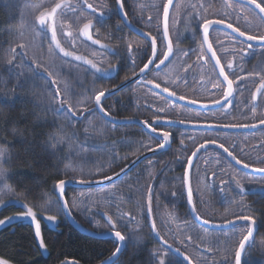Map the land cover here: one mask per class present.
Segmentation results:
<instances>
[{
  "label": "trees",
  "instance_id": "16d2710c",
  "mask_svg": "<svg viewBox=\"0 0 264 264\" xmlns=\"http://www.w3.org/2000/svg\"><path fill=\"white\" fill-rule=\"evenodd\" d=\"M20 20V3L12 4L9 0H2L0 2V149L4 150L11 160L10 166L5 165V168L12 176L7 184L14 196L29 206H37L39 209L37 216L46 249L39 247V239L35 235L33 224L16 222L0 230V258L7 259L10 264H65L67 262L103 264L115 251V242L113 239L100 240L84 235L72 227L59 208L60 203L55 194V185L59 179H71L73 176L91 175L94 177V181H98L104 180L105 175L113 176L119 173L143 153L149 144L148 136L142 133L138 134V129L135 126H115L106 122L96 113L94 104L89 101L92 92L91 84L84 83L85 85H82L73 76H70V82L73 83L74 94L83 95L82 100L86 99L85 102L83 101L86 105H81L85 107L84 112L81 111L83 120H80L82 116L77 115L70 122L50 111L46 113L37 111L34 103L45 104L51 98V92L40 88V80L27 83L23 89L20 87V81L24 79L23 74H30L27 57L21 60L17 56V59L13 61V64L18 65L15 68L7 63L11 49L16 47L18 42L20 43L18 32ZM16 52L20 53L21 49L16 48ZM56 54L60 62L77 68L78 64L75 60L65 58L57 51ZM22 63L26 67H22ZM32 66L34 67V65ZM84 78L90 82L91 76L89 73H85ZM62 79L64 80V78ZM52 86L53 88L57 87L56 85ZM74 94L72 98H76ZM117 98L108 100L104 106L105 109L114 116L127 117L129 106ZM75 101L77 100L74 99L72 102L74 108H79ZM132 106L130 104L131 108ZM90 118L96 120L101 128L100 134H95V137L101 139L99 141L98 138L93 139L92 132L85 131V123ZM49 134L55 135L60 141V147L63 148V151L57 152L55 158L51 157L43 147ZM138 145L140 147H137ZM93 146L99 152H103L102 157L96 155L101 167L95 164L92 159L87 160L84 164L72 165L74 149H83L93 155L94 151L91 150ZM141 147L143 150H140ZM209 150H213L216 156L226 162L228 170L230 169L229 163L237 168L222 151L217 149H208L207 151ZM207 151L198 156L194 164L195 167L198 159ZM256 155L259 156L258 153L255 154V157ZM189 157H191V152L183 153L177 158L173 151H168L144 162L130 175L112 185L116 186L113 204H110L111 200L99 201L93 208V212L90 213L91 217H94L97 225L102 228H109L107 222L101 217L103 213L107 212L109 215H113L114 219L123 212L131 213V216L124 217V220L128 218L130 221L125 220L126 231L128 234H134L137 238L142 237V241L137 245L134 239L127 244L120 257V264H146V261L150 259V253L161 247L162 241L155 237L151 228L152 221L156 219L158 211L165 212L164 217L166 218L164 219L171 220L168 218L174 216L181 225L191 223L198 232L207 235L210 244L204 245L206 249L203 247V252L200 253L204 254V257H201L197 249H191L190 245H172L173 248L178 247L188 257L191 264H222L225 254H230L232 251L236 243L235 233L242 230L239 225L227 230H208L194 221L190 213L185 186L187 166L181 164ZM247 161L252 162L251 159H246ZM151 162L158 164L156 165L157 170L150 176L147 170L140 173L144 166L145 169H148L146 165ZM92 165H95L94 168ZM65 171H68L70 176L65 177ZM192 173L191 188L193 187ZM113 187L109 186L96 191L101 192ZM149 187L151 188L150 213L147 207ZM247 190L238 191L229 203L224 199L226 204L218 203L217 195L214 194L210 209H205L199 204L192 190L193 201L196 203L197 212L202 218L209 219L210 223L223 224L226 219H229L225 218L228 214L222 215L227 211L230 214L243 213L253 216L258 225V232L253 238L255 246L250 251H247L246 248L243 264H264V191H259L255 187ZM88 191L68 189L66 198L72 209V215L86 229L104 233V230L97 229V225H93L89 218L83 217L71 205L72 197L78 192ZM23 211H25L24 208L13 204L8 205L0 210V220H7ZM41 212L44 215H57L58 223L55 228H51L43 222ZM236 215L234 214L231 219H234ZM156 231L159 232L158 229ZM170 255L174 260L184 264L183 257L176 253H170Z\"/></svg>",
  "mask_w": 264,
  "mask_h": 264
},
{
  "label": "snow or ice",
  "instance_id": "6c2138e0",
  "mask_svg": "<svg viewBox=\"0 0 264 264\" xmlns=\"http://www.w3.org/2000/svg\"><path fill=\"white\" fill-rule=\"evenodd\" d=\"M2 2V0H0ZM12 4H19L20 0H9ZM236 3H240L242 7H245L251 14H253L261 23L257 25H245L241 26V20L244 19L239 13L235 11H225L220 15H205L203 12V5L200 6L199 13H192L191 19L192 24L197 29V32L194 35H199L201 37L202 42L207 40L209 30L213 33H224L227 39L234 46V51L231 54L232 59L226 60L225 64L220 63V59L216 57V51H211V55L208 56L209 61L215 60L213 64V68L219 65L218 76H222V80L220 81L221 86V96L223 101H228L230 97L233 96V84L234 82H238L239 80H243V75H237V71L233 68V63H236V69H242L245 58L249 55V53L255 50L264 49V0H235ZM83 3L87 5V8L92 9L93 13L97 12V9L93 7L92 4H88L87 0H83ZM124 3L125 0H116L117 4V12L120 14L128 23L131 25V21L127 20V12L124 11ZM173 0H166V3L161 6L162 12V38L161 44L163 47L160 50L159 56L157 55V37L152 35L151 32H141V34L148 41V48L144 51L142 55V59L146 60V63H143L142 66L137 65L136 61L129 57V63L133 67V74H136V68H139L140 79L144 81L146 84H155L156 88H160V83H156L154 79H149L150 76L156 70H160L162 73L164 69L161 68L162 65L166 68L168 65H165V61H168L169 64L172 63L169 60V57L172 56L173 59H176L177 56L173 55L172 48V40L169 38V6H171ZM225 9H232L231 3L224 4ZM81 10H83V6H81ZM70 11H75V9L67 3V0H52L50 5L43 6V10H39L38 13L34 16L32 21V26L35 30L42 33L46 38L49 39V42H54L55 47L59 49L60 53H63L64 57L73 56V52L66 51L65 48L61 47L60 40L57 39V18L58 16H66ZM110 15V14H109ZM106 14L104 11H100L97 19L98 23H102L106 19ZM151 21L152 17H148ZM93 23L92 19H89L87 23L83 25V33L89 40H92V36L89 34V29L91 28ZM231 30L230 32L228 30ZM50 32V37L48 33ZM23 35V33H21ZM71 35V33H68ZM179 37H177V40ZM94 44H100L99 39L92 40ZM255 42V43H253ZM31 47L30 43H17L16 47L11 49L10 58L7 60L9 65H13V68L18 65L13 64V61L17 59V56L23 60L28 56V49ZM102 47H105L102 45ZM16 48L21 49L20 53L16 52ZM212 49V45L208 44V50ZM109 51H113L111 48ZM128 50H131V46H128ZM183 55H187V52H184ZM238 55V60H237ZM199 58V57H198ZM76 60H81V56H75ZM86 63L90 64L92 68L96 69L97 72H100L101 75L111 76V72L108 69H101L97 67L95 63L91 60H87ZM32 64L35 66L33 67ZM32 64H29L30 74L24 73V79L20 81V87L23 89L25 85L29 82H35L36 80H43L48 84V92H51V98L47 100L45 104H35L34 107L37 111L46 113L52 112L61 118L68 119L70 122L73 118L77 117V113H80V116H83V112L80 111L79 108H74V105L70 102V97L74 94L68 88H61L57 86L55 88L52 85H56L57 81L55 78V73L50 70L49 66H46L42 62H37L35 58H32ZM151 66V69L149 68ZM225 67L229 69V72H225ZM112 71H118V69L113 68ZM20 75L19 73L17 74ZM230 76L232 78H230ZM260 88H264V77H262V82L257 89L259 92ZM163 92H168L169 88L167 84L162 89ZM61 92L64 93L61 96ZM113 93H108V96L111 97ZM170 96H175L177 100H183L184 96H177L176 92H170ZM105 97V90L98 91L94 96V102L96 105V109L103 113L105 117L109 115L108 112H105L104 104L101 102L102 98ZM255 99V97H253ZM264 100V96L261 97ZM221 99H217L215 101L216 104H220L221 108L230 107V104L225 105L222 103ZM189 104H195V100H189ZM93 114H95L93 112ZM159 120V117L156 118ZM143 125L146 126V130L150 129V133H157V127L149 124L148 121H142ZM183 123V121H180ZM261 124H264V120L260 121ZM255 124H209L206 128L202 129L204 132H215L219 129L225 128H235V127H255ZM172 133L170 131H160L156 138V147L155 148H147L148 151H157L159 149H165L166 146H170V137ZM183 143V140H181ZM208 143L215 144L218 149H222L223 153L227 154L228 157L231 158L232 161L237 165H241L244 169H249L251 167V171L255 173L264 174V167H252L249 163L243 162L242 159H238L236 155H233V152L229 150L228 147H225L223 142H217L215 139L208 140L205 143H201L195 147V150L191 152V157L196 156V152H199L200 148H205L207 151L206 145ZM46 152L53 158L57 157L58 151H63V148L60 147V141L57 139L55 135L49 134L46 143L43 145ZM191 157L187 160L181 162L182 166L186 165L187 169H192ZM11 160L7 156V154L0 150V187L6 186L7 181L12 179V176L6 171L5 165L10 166ZM264 164V161L260 162ZM65 177L70 176L68 171L64 172ZM104 179L111 180L112 177L105 175ZM234 179V178H233ZM75 181L79 184H90L94 182V177L83 176V177H75L73 176L71 179H59L55 185V188L58 190V194L60 197L61 203L59 204V208L66 218L72 219V209L69 207L68 199H65V186L66 184L72 183ZM245 181L246 183H254L259 186L261 191H264V175H260L258 177H253L251 179H247V173H245ZM236 186L239 188L240 192L246 191L245 184L240 180L234 181ZM225 183H227L225 181ZM221 191H224L221 188ZM149 196H148V212H151V188H148ZM6 195H11L10 191L6 193ZM175 195V193H173ZM192 188L191 186L187 189V203L190 206V211L192 216L197 220L201 221L203 225H208L210 223L209 219L202 218L201 215L197 212L196 203L193 202L192 199ZM13 203L18 204L21 208H24L25 211L20 213L17 217H9L8 220L12 219H29L34 224L35 235L39 238V247L41 249H46V245L41 236V226L39 220L37 219V211L39 210L37 206H29L24 203L22 200L15 199L12 201ZM3 201L0 199V204ZM36 209V210H34ZM107 217V221L109 224L108 234L113 238V241L116 244L115 251L112 256L109 257L103 264H120L119 256L122 254V249L127 247V244L132 242L134 239L136 240V244L138 245L142 241V237L137 238L134 234H128L127 224L124 220V217L131 216V213L123 212L115 219L113 215H109L107 212L103 213ZM41 218L46 219L48 222L55 224L58 217L57 215L49 214L44 215L41 212ZM135 219V217H133ZM247 221V224L239 225L242 231L235 234L236 243L232 248L230 254H225L222 264H243L242 257L247 251H250L253 246H255V241L253 239V233L256 231V219L251 215H245L243 213L236 215L234 219H226L224 221L227 225H233V228L236 227V221ZM5 224V220H0V226ZM216 226L215 224L213 225ZM151 228L155 233V237L162 241L161 247L150 253V259L146 261V264H181L180 261L174 260L170 253H176L179 256L183 257L184 264H191L188 257L185 256L180 249L173 248L172 245L168 242V240L164 239L163 236L160 235L158 231H156V222L152 221ZM230 231V230H229ZM191 239V237H188ZM166 246V247H165ZM230 255V259H229ZM0 264H10L7 259L0 258Z\"/></svg>",
  "mask_w": 264,
  "mask_h": 264
},
{
  "label": "rangeland",
  "instance_id": "374dc122",
  "mask_svg": "<svg viewBox=\"0 0 264 264\" xmlns=\"http://www.w3.org/2000/svg\"><path fill=\"white\" fill-rule=\"evenodd\" d=\"M71 1L72 7H76L80 0H67ZM132 3V6L139 10L141 8L140 3L142 0H129ZM160 0H145L144 8L148 7V13L151 16H154L155 12L158 10V2ZM59 2V0H57ZM231 3L229 0H179L176 10L174 12L173 20L176 21L177 27H180L182 23V19L184 17H188L191 20L192 13H199L200 6L203 5V12L205 15H220L225 11H235L239 13L244 19L241 20V26L245 25H257L261 22L251 14L245 7L240 5L232 4V9H225V3ZM52 0H39V1H30V0H20V11H21V20L20 26L18 29L20 43H30L31 47L28 49V56L27 59L29 64H32V58L34 57L37 62H42L46 66L50 67V70L53 71L56 75L55 78L57 83L56 86H60L61 88H68L72 93H74L73 83L70 82V76L76 77L78 82L82 85L84 83L91 84V95H90V102L94 103V96L100 90H107L108 84H100L102 80L100 77L93 75L91 72L87 70L70 67L65 65L63 62H60L56 50H55V43L49 42V39L46 38L42 33L35 30L32 26V21L34 16L38 13L39 10H43V6L50 5ZM94 5V4H93ZM87 17V16H85ZM79 21L78 15L74 14L73 11H70L66 16H58L57 18V39L60 40L61 47L65 48L66 51L73 52V56H70L71 59H75V56H81L85 63L87 60H91L93 63L97 65V67L103 69H108L109 72H113L110 68L111 60L107 55L99 50L92 48L90 45L83 43L80 40L78 35L80 26L84 23V19H80ZM193 24L191 22V28L188 30V33L193 34ZM23 33V35H21ZM71 33V35H68ZM50 37V32L48 33ZM215 42L218 45V50L222 56V58L226 60L232 59V53L234 51V46L231 42L227 39V37L216 34ZM138 46V45H137ZM257 55H251L247 59V68H245V64L243 63L242 69H237V75H243L244 79L246 80L245 84V92H248L253 86L257 83L262 81V77H264V49L256 50ZM199 57V58H198ZM202 54H196L193 58V62L195 63L198 61V69L195 73H187V72H176L174 66H172L167 72H164L160 75L158 80L162 85L167 84L168 88L171 90H179L184 86L189 87L193 90L194 97H202V98H215L218 99L221 96V86L220 81L218 80L217 75L215 74L213 68L208 66V68H202L200 65ZM238 59V56H237ZM76 60V59H75ZM34 65V64H32ZM185 65V64H184ZM22 67H26L24 63L21 64ZM35 66V65H34ZM29 67V65H28ZM80 72V73H79ZM89 73L91 77L90 82H87L84 78V74ZM101 75V73L99 72ZM102 76V75H101ZM106 76V75H105ZM64 78V80L62 79ZM154 79V78H153ZM62 80V81H61ZM40 88H43L44 91L48 89V84L45 81L40 80ZM53 87V86H52ZM133 91L131 92V98L133 102L138 104V109L140 112L152 115V116H175L176 112L174 110V106L171 105L166 100L159 97L154 91L145 88H137L133 87ZM189 92H191L189 90ZM63 96L64 93L61 92ZM76 98L70 97V102L72 103L74 99H76V106L79 107L80 111L84 112L85 107L81 105H86L84 100H82L83 95H76ZM244 95V93H242ZM117 100L121 101L124 100V97L117 98ZM84 101V102H83ZM122 101V102H124ZM262 104L264 105V100H261ZM94 106V105H93ZM95 109V107H94ZM183 113H187L184 112ZM188 114V113H187ZM77 115H80L78 112ZM180 115V114H179ZM184 117V115H183ZM83 116L80 120H83ZM215 118V116L211 117ZM67 120V119H66ZM85 131L92 132L93 139H97L95 134H100L101 128L98 126V122L96 120L90 118L85 123ZM212 137V136H211ZM92 139V140H93ZM101 140L98 138V141ZM137 147H140L138 145ZM91 149L93 155L88 153L83 149H74L72 152L74 156V162L72 165L79 163H85L87 160L92 159L95 161V164H98L99 167L102 165L98 163V156H101L103 152H99L94 146ZM1 150V149H0ZM96 150V151H95ZM140 150H143L141 147ZM4 151V150H3ZM101 153V154H100ZM141 153V152H140ZM139 153V154H140ZM258 153L259 157H261V161H264V137L259 136L258 139L254 137L246 138L245 141H242L241 144V151L240 156L242 159H254L256 160L255 154ZM102 157V156H101ZM216 153L213 150L207 151L201 158L198 159L196 167L194 166L193 170V187L192 190L194 191L195 196L199 204L205 208L210 209L212 207V200L214 194L217 195V202L221 204H226L225 200L229 201L233 200L234 194H237L239 188L235 184V180H239L238 176H245L244 173L240 175L236 173H229L228 166L226 162L221 159L217 158ZM71 165V163H70ZM71 165V166H72ZM158 165L156 162L148 163L146 166L148 169L140 170L144 172L147 170L148 175L154 173ZM95 165H92L94 168ZM139 168V167H138ZM234 178V179H233ZM251 177H247L250 179ZM225 181L227 183H225ZM242 183L245 184L246 190L249 188H260L258 185H254L253 183H246L245 177H241L240 180ZM113 187V186H111ZM221 188L224 191H221ZM116 186L113 188H109L106 190H102L101 192H97L96 190H92V192H78L74 197H72V207L75 211L80 213L83 217L89 218L90 222L93 225H97V221L95 222V218L91 217L93 212V208H95L96 204L99 201L105 202L106 200L110 201V204H113V196L115 192ZM247 190V191H248ZM10 191L11 195H6ZM96 191V192H95ZM0 199H2L3 203L0 204V210L5 208L8 205H16L12 201L17 199L14 196L13 191L10 189L8 184L6 186L0 187ZM225 199V200H224ZM234 203H238L233 201ZM233 203V204H234ZM242 203V202H241ZM240 203V204H241ZM20 207V206H19ZM227 210V208H226ZM228 214L225 218H231L236 215V213H229V211L224 212L222 215ZM62 216V213L60 214ZM165 212L158 211L156 213V230H159L161 236L164 239L168 240L171 245H190L191 249H197L199 254L203 252L204 245H209V241L207 239V235L203 232H198L191 223L188 224H180L178 223V219L174 216L172 218H168L171 220L164 219ZM13 216V217H17ZM38 219V216H37ZM127 222H130L128 218L125 219ZM21 222L27 224H33L29 219H12L9 221L8 219L5 220V224L0 226V230L9 224ZM43 222L50 226L51 228H55L57 225V221L55 224L48 222L46 219H43ZM97 229L104 230L103 232H107L108 227L102 228L101 226L97 225ZM209 230V229H208ZM242 231V230H241ZM155 234V233H154ZM236 234V233H235ZM191 237V239H188ZM198 245V246H197ZM206 249V247H205ZM191 252V250H189ZM201 257H204V254H200ZM206 256V255H205ZM205 261V259L203 258Z\"/></svg>",
  "mask_w": 264,
  "mask_h": 264
},
{
  "label": "flooded vegetation",
  "instance_id": "af4514ba",
  "mask_svg": "<svg viewBox=\"0 0 264 264\" xmlns=\"http://www.w3.org/2000/svg\"><path fill=\"white\" fill-rule=\"evenodd\" d=\"M32 1H36V0H32ZM143 1L145 0L139 2L141 8H139V10H137L136 12V8L132 6V3L129 0H125L124 11L127 12V20L131 21V26L133 28L137 29L140 32L142 31L151 32L152 35H155L157 37V55L159 56L160 50L163 47V45L161 44V38H162L161 6L166 3V0H160L158 2V10L155 12L154 16H151V14L147 12V10L149 9L148 7L144 8V3L146 2ZM178 2L179 0H176L169 15V38L172 40L173 55H176L177 58L173 59V57L171 56L170 60L172 61V63L169 64V62H167L165 64L168 65L166 68L164 67V65L161 66V68L164 69L162 73L167 72L172 66H174L175 71L179 73L181 72L195 73L198 69L197 63L199 62L196 61L197 59H195V63L192 60L197 53L199 55L202 54L200 60L201 63L200 66L202 68H208V66H211L213 68V64L215 60L214 59L213 61L208 60V56H210L211 53L207 48L206 42L205 41L202 42L201 37L199 35H194V33L197 32L195 26H193L194 33L193 34L188 33V30L191 28L192 19L189 20L188 17H184L182 19V23L180 24L179 28L177 27L176 21L173 20L174 12L176 10ZM87 3L92 5L94 4L93 7L97 9V12L93 13L92 9L87 8V5L83 3V0H80V2H78L76 7L74 6L75 11H73V13L75 15L76 14L78 15L80 22H81L80 19L82 20L84 19V23H87L89 19H92L93 20L92 24H94V27L92 29L93 38L99 39L101 43L109 46L113 51H108V52L103 51L91 45L90 43L83 41L80 32L83 28L84 23L80 26L78 32L80 40L83 43L90 45L92 48H95L100 52L105 53L107 57H109L111 60L110 68L111 69L116 68L118 69V71H113L111 73V76H105V75L101 76L99 72L96 71V69L92 68L90 64L85 63L84 60H75V59L72 60H75L76 63L78 64L76 66L77 68L91 72L92 76L95 75L98 78L100 77V80H102L100 83L101 85L109 83L107 90H105V92H107L109 90L118 88L119 86L126 83L136 74L139 73V68L137 67L136 74H133V67L129 63V57L134 59L137 65L139 66H142L143 63H146V60L142 59V55L144 51L148 48V41L144 37L136 34L128 26V23H126V21L122 19L121 15L118 14L116 0H87ZM231 3L242 6L240 3H236L233 1H231ZM72 4L73 3L70 1L69 5L72 6ZM81 6H83V10H81ZM100 11H104L107 17L102 23H98L96 19ZM148 17H152V20L150 21ZM216 34L218 35L221 34L225 37L226 35L222 32L213 33L212 31L209 34V42L212 45V50L216 51V57L220 59V63L225 64L226 61L222 58L218 50V45L215 42ZM177 37H179L178 40ZM129 45L131 46L130 51L128 50ZM55 50L58 52V54L63 56V53H60L59 49L55 47ZM184 52H187V55H183ZM256 52L257 51L255 50L249 53V55L245 58L244 61L245 68H247V59L251 55H253L252 59H254V56L257 55ZM65 58L71 59L70 57H65ZM233 68L237 70L235 62L233 63ZM213 70L217 75L218 80L221 81L222 77L218 76L219 67L216 66L215 68H213ZM225 72H229V69L227 67H225ZM162 73L160 72V70H156V72H154L152 76L149 77V79H153V78L154 80L158 79ZM230 78L232 77L230 76ZM155 82L160 83L158 80H155ZM260 83H257L248 92H245L244 91L246 84L245 79L239 80L238 82H234L233 84L234 96L227 103L230 104L231 106L225 108H219L216 110L193 109L176 102L174 99L175 96L171 97L169 95L170 92L175 91L177 96L180 95L184 96L183 100L186 101L195 100L197 104H201V105L216 104L215 101L217 99L215 98L194 97L193 90L187 86L185 87L183 86L181 88V91L169 89L168 92H163L162 89L165 85H162L160 83L161 87L156 88L155 84H146L141 79L136 83L129 85L115 96L105 100L103 104L105 106L107 101L114 97H119V98L124 97L125 101L123 100L124 101L123 103H126V105L129 106L130 109L128 111L127 117L120 118L112 115L106 109L105 111L108 112L110 116L115 117L117 119L148 121V123L153 126H154V122L157 121H167V122H177V123L183 121V124H199V125L224 123V124H236V125L255 124L257 126V125H261L260 123L261 120H264V105L261 102L262 100L261 97L264 96V92L258 99L257 104L254 103V99H253L255 93L257 92V89L259 88ZM133 87L145 88V89L148 88L154 91L159 97H161L162 99L166 100L167 102H169L171 105L174 106V110L176 112L175 116H168V117L160 116V115L150 116L148 114L140 112V110L138 109V104L133 102L132 98L130 97L131 92L133 91L132 90ZM189 90L191 92H189ZM242 93H244V95H242ZM218 99L222 100V96H220V98ZM93 104L95 107V102ZM130 104L134 106V109L133 106L132 108L130 107ZM183 111L187 112L188 114L183 113ZM96 113L99 115L97 111ZM213 116H215L214 119L211 118ZM157 117H159V120L156 119ZM135 127L138 129V134L142 133L143 135L148 136L147 139L149 144L146 146L142 154L149 152L147 148L156 147L157 141L155 137L158 135L160 131H170L172 133V136L170 137L171 146L169 151H173L174 154L177 155V158H179V155L183 153L187 154L189 152L194 151L195 147L198 146L199 144L205 143L208 140L215 139L217 142H223L225 144V147H228L229 150L233 152V155H236L238 159H242V157L240 156L242 141H245L246 138L254 137L255 140V138L258 139L259 136L264 137V128L255 131H244V132H225V131L204 132L202 130H190L179 126H154L157 127V133L155 135V134H149V132L145 131L144 129L138 126ZM237 128H244V127H237ZM181 140H183V143H181ZM181 161H183V159H181ZM242 161L246 162V160L244 159H242ZM251 161L252 162L247 161V163H249L252 167H264V164L260 163L261 157H259L258 155H256V160H251ZM229 165H230V169H229L230 173L233 174L236 173L240 175L241 173L244 172L238 167L234 168L231 165V163H229ZM245 173L247 172H244V174ZM258 176L259 175L257 176L251 175V178ZM241 177H245V176H238V179L241 180ZM247 177L249 178L250 174H247Z\"/></svg>",
  "mask_w": 264,
  "mask_h": 264
},
{
  "label": "water",
  "instance_id": "95a60500",
  "mask_svg": "<svg viewBox=\"0 0 264 264\" xmlns=\"http://www.w3.org/2000/svg\"><path fill=\"white\" fill-rule=\"evenodd\" d=\"M230 1H233L235 2V0H230ZM176 0H173V3L171 6H169V15H170V12L173 8V5L175 4ZM68 4H70L69 1H67ZM122 17V16H121ZM122 19L125 21V19L122 17ZM128 26L136 33L138 34L139 36H142L144 37L140 31H138L137 29L133 28L131 25L128 24ZM94 27V24H92L91 28L89 29V34L92 36V40H95L93 38V35H92V29ZM229 32L231 31L230 29L228 30ZM211 32V29L209 30V34ZM209 34H208V38L207 40H205L206 42V45H207V48H208V44H210L209 42ZM80 35H81V38L83 41L87 42V43H90L91 45L95 46L96 48L100 49V50H103V51H109L108 49L110 48L109 46L103 44L100 42V44H94L92 42V40H89L87 38V36L84 35L83 33V28L80 32ZM145 38V37H144ZM255 43V42H253ZM102 45H104L105 47H102ZM210 53L211 51H213L212 49L209 50ZM171 56L169 57V60H170ZM168 61H165V64L167 63ZM219 67V65H217ZM149 68L151 69V66H149ZM219 72V71H218ZM140 73L136 74L133 78H131L129 81H127L126 83L122 84L121 86H119L118 88H115V89H112V90H109L107 92H105V97L102 98V103H104L105 100L115 96L116 94H118L119 92H121L123 89H125L126 87H128L129 85H132L134 83H136L137 81L140 80ZM222 77V76H221ZM223 79V78H222ZM113 93V95H111V97L108 96V93ZM264 92V88H260L259 92H256L255 93V99H254V103L257 104L258 102V99L260 98V96L262 95V93ZM233 96H234V90H233ZM232 96V97H233ZM173 97V96H171ZM230 97L229 100L232 98ZM175 101L180 103V104H183L184 106H187V107H190V108H193V109H197V110H216V109H219L221 108V105L220 104H215V105H201V104H189L188 101L186 100H177L175 97H174ZM228 100V101H229ZM228 101H222V103H224L225 105L228 103ZM95 110L99 113V115L104 118L107 122L111 123V124H114V125H117V126H124V125H132V126H138L142 129H144L145 131L149 132L150 133V129L146 130V126L143 125L141 122L142 121H139V120H122V119H117L115 117H112L110 115H108L107 117L104 116L103 113H100L97 109H96V105H95ZM106 112V111H105ZM154 126H179V127H183V128H186V129H190V130H202L204 128H206L208 125H199V124H183V123H177V122H167V121H157V122H154ZM261 128H264V124H261V125H257L255 127H252V128H225V129H219L217 131H225V132H244V131H255V130H259ZM152 134H155L156 133H152ZM170 146H171V141H170ZM170 146H166L165 149H159L157 151H149V152H146L142 155H140L139 157H137L136 159H134L127 167H125L124 169H122L119 173L111 176L112 179L111 180H108V179H104V180H98V181H94L93 183H90V184H79V183H76L75 181H73L72 183H69V184H66L65 186V199L66 198V194H67V191L68 189H80V190H97V189H103V188H106V187H109V186H112L118 182H120L121 180H123L125 177H127L128 175H130L132 172H134L138 167H140L144 162L156 157V156H159L163 153H166L169 151L170 149ZM207 147V150L208 149H217L219 151H222V149H218L216 147L215 144H211V143H208L206 145ZM204 151H206L205 148H200L199 152H196V156L195 157H191V163H192V166H194L195 164V161L196 159L198 158V156L203 153ZM225 154V153H224ZM227 155V154H225ZM228 157V156H227ZM230 160L231 158L228 157ZM232 161V160H231ZM234 164L235 162L232 161ZM238 168H240L242 171L244 172H247L248 174H251V175H264V174H261V173H255V172H252L251 171V168L249 169H244L242 167V164L241 165H237L235 164ZM193 168V167H192ZM191 173H192V169H186V173H185V186H186V192H187V189L189 186H191ZM55 194L57 196V199L59 201V203H61L60 201V197H59V194H58V190L56 189L55 190ZM192 199H193V195H192ZM194 202V201H193ZM189 209H190V206H189ZM191 213V211H190ZM64 215V214H63ZM192 215V214H191ZM65 217V215H64ZM101 217L107 222L108 224V221H107V217L105 215H101ZM193 217V216H192ZM66 221L72 226L74 227L76 230H78L80 233L84 234V235H87V236H90V237H94L96 239H100V240H105V239H113L109 234L108 232L107 233H97V232H94L92 230H89V229H86L85 227H83L82 225H80L76 220L75 218L73 217L72 215V219H68L66 218ZM194 221H196L201 227L205 228V229H209V230H227L229 228H232L233 225H227L225 223L223 224H216V223H209L208 225H203L202 223V220L201 221H197L194 217H193ZM247 224L248 222L247 221H240V220H237L236 221V226L237 225H240V224ZM216 225L215 227L213 225ZM34 225V224H33ZM109 226V224H108ZM257 232H258V225L256 224V231L253 233V238H255V236L257 235ZM39 239V238H38ZM247 248V246H246ZM125 249H122V254L124 252ZM122 254H120L119 256V259L120 257L122 256ZM244 257V256H243ZM243 257H242V262H243ZM65 264H77V263H74V262H67Z\"/></svg>",
  "mask_w": 264,
  "mask_h": 264
}]
</instances>
